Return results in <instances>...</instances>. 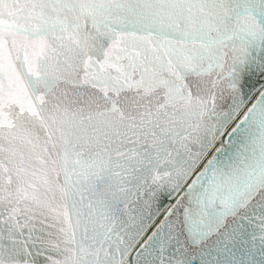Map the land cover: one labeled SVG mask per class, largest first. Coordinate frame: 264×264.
<instances>
[{
	"label": "snow or ice",
	"instance_id": "obj_1",
	"mask_svg": "<svg viewBox=\"0 0 264 264\" xmlns=\"http://www.w3.org/2000/svg\"><path fill=\"white\" fill-rule=\"evenodd\" d=\"M257 72L264 0H0V264H264Z\"/></svg>",
	"mask_w": 264,
	"mask_h": 264
},
{
	"label": "water",
	"instance_id": "obj_2",
	"mask_svg": "<svg viewBox=\"0 0 264 264\" xmlns=\"http://www.w3.org/2000/svg\"><path fill=\"white\" fill-rule=\"evenodd\" d=\"M249 90H251V92L253 94V102H255V97L257 95V90H264V75H261L258 72L256 74H254V75H249V77L247 78L245 91L247 92ZM223 141H224L225 144H227L228 141H229V137L225 135L223 137ZM217 146H219V145H217ZM173 202L174 201L168 199L166 197V195H161L159 200H158V202H157V204L154 205L153 211L155 212L156 208L158 206L160 211L163 212V209L168 207ZM160 218H162V217H160ZM154 219H157V217H154ZM146 223H148V222H146ZM148 234H150V232Z\"/></svg>",
	"mask_w": 264,
	"mask_h": 264
}]
</instances>
